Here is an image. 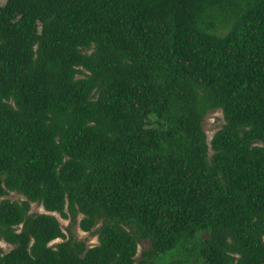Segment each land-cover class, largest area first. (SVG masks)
Here are the masks:
<instances>
[{
  "label": "trees",
  "instance_id": "16d2710c",
  "mask_svg": "<svg viewBox=\"0 0 264 264\" xmlns=\"http://www.w3.org/2000/svg\"><path fill=\"white\" fill-rule=\"evenodd\" d=\"M31 202L97 243L49 244ZM199 232L197 264H264V0H0V264H155Z\"/></svg>",
  "mask_w": 264,
  "mask_h": 264
},
{
  "label": "rangeland",
  "instance_id": "374dc122",
  "mask_svg": "<svg viewBox=\"0 0 264 264\" xmlns=\"http://www.w3.org/2000/svg\"><path fill=\"white\" fill-rule=\"evenodd\" d=\"M223 122L221 117L220 110H213L207 113L202 122V128L204 130L206 140L208 141L213 132L218 129ZM211 153V151H208ZM1 198H7L9 200H23L24 197L16 193L14 191L8 192L6 195L2 196ZM29 212H44L52 214L58 221L61 231L64 234V238H56L49 242V244L53 245L54 243L60 242L62 240H66L67 238H74L76 240H83L86 246L95 245L97 243V236L91 230L83 231L78 226V220L80 219L81 215L78 214L76 216L75 223H72L70 218H63L56 212H49L43 209V207L35 202L29 203ZM206 235L205 232H199L195 239L187 244H182L178 247H175L171 251L160 254L155 257V264H197V255H196V247L197 243ZM196 245V246H195ZM12 245L6 243L2 239H0V248L3 252L9 250ZM148 247V242L145 240H140L136 247V254L134 256L135 259L139 258L140 251L142 249H146Z\"/></svg>",
  "mask_w": 264,
  "mask_h": 264
}]
</instances>
